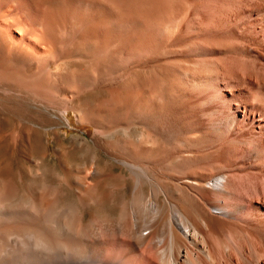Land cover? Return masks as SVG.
Segmentation results:
<instances>
[{
	"label": "bare ground",
	"instance_id": "bare-ground-1",
	"mask_svg": "<svg viewBox=\"0 0 264 264\" xmlns=\"http://www.w3.org/2000/svg\"><path fill=\"white\" fill-rule=\"evenodd\" d=\"M0 91V264H264V0H0Z\"/></svg>",
	"mask_w": 264,
	"mask_h": 264
},
{
	"label": "rangeland",
	"instance_id": "rangeland-1",
	"mask_svg": "<svg viewBox=\"0 0 264 264\" xmlns=\"http://www.w3.org/2000/svg\"><path fill=\"white\" fill-rule=\"evenodd\" d=\"M15 99V100H14ZM18 100V101H17ZM41 114H33L27 105L20 101L16 96L3 93L0 91V165L17 170L28 166V160L30 157L31 147L28 136V124L31 120L40 116ZM70 123L64 125V129L67 130L69 136L81 135L89 138L93 134V127L78 122L77 116L74 112L70 111L68 114ZM22 120V121H21ZM30 121V122H29ZM27 122H29L27 124ZM17 126H21L19 129ZM18 128L22 133L16 145L12 146L7 143L8 139L5 138L7 133L13 128ZM27 127V129H25ZM25 131V132H24ZM27 134V135H26ZM29 142V143H28ZM20 143V144H19ZM29 144V145H28ZM17 148V149H16ZM10 164H8V163ZM7 164L9 166H7ZM5 167V168H6Z\"/></svg>",
	"mask_w": 264,
	"mask_h": 264
},
{
	"label": "snow or ice",
	"instance_id": "snow-or-ice-1",
	"mask_svg": "<svg viewBox=\"0 0 264 264\" xmlns=\"http://www.w3.org/2000/svg\"><path fill=\"white\" fill-rule=\"evenodd\" d=\"M35 246L37 247V248H42V249H46L47 247L43 244V243H41L40 241H35Z\"/></svg>",
	"mask_w": 264,
	"mask_h": 264
}]
</instances>
